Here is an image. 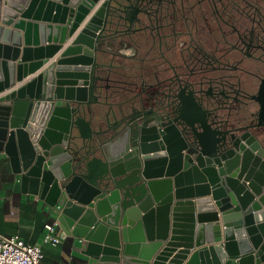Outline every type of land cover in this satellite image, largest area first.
Masks as SVG:
<instances>
[{
  "label": "water",
  "instance_id": "obj_1",
  "mask_svg": "<svg viewBox=\"0 0 264 264\" xmlns=\"http://www.w3.org/2000/svg\"><path fill=\"white\" fill-rule=\"evenodd\" d=\"M98 2L0 0V151L35 193L64 200L87 264H264V146L245 134L220 148L182 115L203 132L189 148L134 121L140 99L100 101L97 43L119 1L77 31Z\"/></svg>",
  "mask_w": 264,
  "mask_h": 264
},
{
  "label": "flooded vegetation",
  "instance_id": "obj_2",
  "mask_svg": "<svg viewBox=\"0 0 264 264\" xmlns=\"http://www.w3.org/2000/svg\"><path fill=\"white\" fill-rule=\"evenodd\" d=\"M118 1L97 43L100 101L140 99L134 121L181 132L189 148L203 132L182 115L220 148L245 134L264 146V0Z\"/></svg>",
  "mask_w": 264,
  "mask_h": 264
},
{
  "label": "crops",
  "instance_id": "obj_3",
  "mask_svg": "<svg viewBox=\"0 0 264 264\" xmlns=\"http://www.w3.org/2000/svg\"><path fill=\"white\" fill-rule=\"evenodd\" d=\"M3 6L2 1L1 8ZM130 54L126 50L117 52L115 62L124 65L127 63L124 58ZM23 175L13 169L11 157L5 151H0V235L17 234L28 244L41 245V264H87L88 257L84 251L88 241L75 236L71 229L67 232L62 227L60 217L64 200H60L56 206L51 204L40 193H35L32 178L25 180ZM55 222L58 223L55 234L64 233L66 239L57 245L44 243L46 225ZM125 229L121 227L123 234Z\"/></svg>",
  "mask_w": 264,
  "mask_h": 264
},
{
  "label": "built area",
  "instance_id": "obj_4",
  "mask_svg": "<svg viewBox=\"0 0 264 264\" xmlns=\"http://www.w3.org/2000/svg\"><path fill=\"white\" fill-rule=\"evenodd\" d=\"M74 37L75 35L69 38L65 45L68 46ZM57 225V222L46 225L44 243L57 245L66 239L67 236L64 233L55 234ZM42 257L41 245L28 244L17 234L0 235V264H41Z\"/></svg>",
  "mask_w": 264,
  "mask_h": 264
},
{
  "label": "bare ground",
  "instance_id": "obj_5",
  "mask_svg": "<svg viewBox=\"0 0 264 264\" xmlns=\"http://www.w3.org/2000/svg\"><path fill=\"white\" fill-rule=\"evenodd\" d=\"M103 0H99V2L89 11V14L86 16L85 20L83 21V23H81V25L78 27L79 31L80 29L83 28V26L85 25V23L90 19V17L92 16V13L95 11V9H97L101 4H102ZM84 24V25H83Z\"/></svg>",
  "mask_w": 264,
  "mask_h": 264
}]
</instances>
